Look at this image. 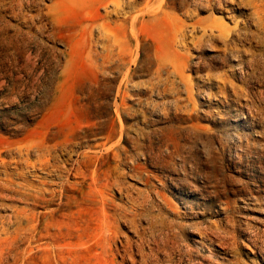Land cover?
Returning <instances> with one entry per match:
<instances>
[{
  "label": "rangeland",
  "instance_id": "374dc122",
  "mask_svg": "<svg viewBox=\"0 0 264 264\" xmlns=\"http://www.w3.org/2000/svg\"><path fill=\"white\" fill-rule=\"evenodd\" d=\"M139 1L138 8L142 4L141 9L145 5V0L144 2L143 0ZM219 1L222 2L217 4ZM105 2V0H0V165H7L8 170L14 172L15 168L20 167L17 165L22 163L23 166L20 167V170H23L27 179L39 188L43 186L42 182L47 179L50 183L58 182L54 176L49 175V170H40L30 166L40 165L36 163L38 159L37 156L35 157V152L25 156L27 161L24 165L19 156V146H25L38 140L49 141L59 132L60 128L61 132L66 131L68 135L67 143L64 149L58 147L55 150V162H58H53V164L65 165L67 163V168H69L76 159V162L83 160L89 170L95 168L93 165H100L101 170L104 168L102 172L107 176L110 175L111 180L113 179L112 181L115 182L111 189L115 188L116 190L111 191L108 188L106 191L110 194L106 193V197L108 199L110 197V203L115 200L120 202L119 204H116L117 201L113 202L117 209L113 208L114 204L112 203L110 208L107 207V209L109 208L107 212L103 211V206L99 203L96 206L94 202H92L94 205L92 203L90 205L71 203L72 206L67 204L64 208L59 209V214H57V205L60 203L58 199L54 202L55 205L34 206L27 201H21L11 191L0 189V218H3L0 220V228L2 222L4 220L6 222L16 210H27L38 215L47 213L46 218H38V221L42 220L43 225L39 234V242H31L29 247L28 243L33 241L32 238L36 234L35 228L30 231L23 243L16 246L11 242L4 241L5 235L0 234V239L3 240L0 242V254L4 258L9 255L8 260L13 262L12 255L17 253L19 260L24 258L28 264H121L122 255L127 248L129 254L127 251L125 252L126 259L135 261L132 257L135 256V262L140 261L142 254L155 253L152 254V260L157 259L161 262L160 264H264V131H262L264 130V0H217L212 9L206 6V3L199 4L197 0H187L183 7H179L174 12V19L164 18L163 15L157 17L160 18L159 20L145 17V23L137 26L136 33L140 39L136 46L133 44L131 47L126 41L128 40L126 36L128 31L125 27L117 29L116 32L119 33L117 40L120 44L122 43L121 47H124L120 49L119 44H116L111 53L103 50V46L109 45L107 41H98L100 39L97 28L99 24L113 22L117 19L113 17L108 20L101 17L105 15L103 9ZM127 11L129 10L127 9ZM191 12L192 14H190ZM177 13L178 15H176ZM161 19L164 21L168 19V21L164 22ZM212 21H216L219 26H225L226 31L221 33L218 29H214L211 32L207 29L205 33L204 26ZM196 22L201 23L199 26H194ZM182 25H186L185 37L178 32ZM246 48H251V50ZM119 49L121 50L120 55H122L120 57L118 56ZM124 49L127 53H124ZM109 59L113 60L112 64H109ZM131 75L133 76L131 77ZM228 80L230 81L228 82ZM231 80L234 82L232 83ZM164 81L167 84L162 83ZM212 82L216 84L214 85ZM170 83H172L171 86ZM202 85L203 87H201ZM223 89L224 91H221ZM245 90L247 91L245 92ZM234 95H237V99ZM216 99L225 100L221 102L222 100L217 101ZM239 99L241 102H238ZM40 103L45 109L43 112L37 113L35 108ZM85 103H91V108L83 109L81 112L71 108ZM258 109L261 111L259 112ZM253 110L256 113H253ZM43 113L47 114V121L37 129ZM78 113L85 117H81ZM162 116H165L164 119ZM253 117L254 119H251ZM103 121H105V126L102 124ZM75 126L77 127L75 128ZM135 126L138 130L134 128ZM220 126L222 130L218 129ZM132 128L135 131H132ZM34 129L38 132L35 133ZM144 129L145 132L142 131ZM39 132L43 133L40 135ZM222 132H225L224 135ZM261 132L263 133L261 134ZM158 133L159 135H157ZM66 134L62 135L60 140L65 139ZM127 134L130 135L129 138ZM32 135L34 136L31 137ZM250 136L253 143H251ZM175 137L177 138L175 139ZM131 140L133 141L131 142ZM254 143L258 148L254 146ZM242 144L247 148H242L244 146ZM114 150L117 151V154ZM237 150L240 151L237 152ZM124 151L127 154H124ZM154 151L155 153H152ZM252 152L256 154L255 157ZM177 154L179 157L176 156ZM239 154L241 157H238ZM88 155L89 157H87ZM135 156L137 159H134ZM139 156H141L140 159ZM98 157L100 159L96 160ZM118 160H120L119 163ZM122 160L123 162H121ZM76 162H73L74 165ZM134 162L136 163L134 164ZM26 165L30 167H26ZM143 165L147 167L145 168ZM139 166L144 168L140 169ZM117 167L118 169H116ZM136 170H138L137 173ZM238 170L241 171V174ZM120 171L122 172L120 173ZM123 173H126V176ZM117 174L121 175L117 178ZM15 179L16 182H23L21 179ZM242 179L243 182L240 181ZM69 180L75 182L79 179L71 177ZM253 181L255 182L253 183ZM105 182L107 181H104L103 185L107 184ZM122 184L124 185L121 186ZM42 188L57 189L53 184L44 185ZM158 189L161 190V193ZM112 192H115L116 195ZM147 197H149L148 200ZM141 201L142 203L144 201L145 204H142ZM168 201H171L172 204ZM145 205L146 208H144ZM151 206L153 210L149 211V208L152 209ZM105 212L106 214H104ZM111 212L115 216L110 215ZM117 212L122 217L116 214ZM149 212L152 216L148 214ZM96 213L97 219H92L95 218ZM154 214H161V216H154ZM131 216H134L135 219L132 220ZM93 221L96 223L94 224ZM99 221H102L103 224ZM109 221L112 222V225ZM24 224V226H28L26 222ZM103 226L104 230H102ZM145 233L146 236H144ZM115 235L119 237L117 238ZM146 237L149 238L146 240ZM101 238H105L107 241L105 249L98 246L102 241ZM151 239L152 242H150ZM163 240H167V243ZM129 244L133 248L129 247ZM172 244L177 246L172 247ZM125 245L126 248H123ZM116 246L119 249H116ZM34 247H37L36 250L41 248L35 255L30 253V248ZM131 251L135 253L132 252V254ZM171 259L172 262H170ZM125 264H130V262L125 261Z\"/></svg>",
  "mask_w": 264,
  "mask_h": 264
},
{
  "label": "bare ground",
  "instance_id": "6f19581e",
  "mask_svg": "<svg viewBox=\"0 0 264 264\" xmlns=\"http://www.w3.org/2000/svg\"><path fill=\"white\" fill-rule=\"evenodd\" d=\"M106 2H105V4H104V6H103V9H104V11H105V15L104 16H101L102 18H104V19H108V20H110L111 18H113V17H115V18H117V19H115L113 22H110V21H108V22H102L101 24H99V26L97 27L98 28V31H99V33H100V39L98 40V41H102V42H108V44L109 45H106V46H103V50H104V52H107V53H111L112 51H113V46H115L116 44H119V47H120V49H122L123 47H121L122 46V43L120 44V42H119V40H117V38L119 37V33H117L116 31H117V29H120V28H123V27H125L126 29H127V31L128 32H126L127 34H126V36H127V38H128V40H126L127 42H128V44H130L131 45V47H132V45L134 44L135 46L138 44V39H140V38H138V35H137V33H136V30H137V26L139 25V24H144L145 23V17H148L149 19H156L157 17H159V16H161V15H163L164 16V18L165 17H169V18H171V19H174V17H175V14H174V12L179 8V7H183V5L186 3V1L187 0H145V5H144V7L143 8H141L140 9V7H141V5H140V7L138 8V5H139V3H138V1L139 0H105ZM215 1H217V0H197V2L199 3V4H205L206 6H208V7H211V9H212V7H213V5H214V2ZM140 3H141V1H139ZM143 2H144V0H143ZM220 2H222V1H219V2H217V4L218 3H220ZM194 5H195V3H194ZM202 6V5H201ZM215 6V5H214ZM218 7V6H217ZM201 8V7H200ZM205 8V7H204ZM203 8V9H204ZM129 10V11H127L126 12V10ZM217 9V8H216ZM220 9V8H219ZM204 10H206V9H204ZM220 10H222V9H220ZM210 11V10H209ZM218 11V10H217ZM193 12V11H192ZM192 12L190 13V14H192ZM221 12H223V11H221ZM179 13V12H178ZM178 13L176 14V15H178ZM198 14V13H197ZM39 16H40V14H39ZM182 16V15H181ZM195 17V16H194ZM187 18V17H186ZM189 18V17H188ZM158 20L160 19V18H157ZM194 19V18H193ZM150 20V21H151ZM161 20H163V19H161ZM164 21V20H163ZM166 21H168V19H166L164 22H166ZM159 22V21H158ZM181 22V21H180ZM200 23L201 22H196L195 24H194V26H199L200 25ZM176 24H177V22H176ZM181 24V23H180ZM223 24V23H222ZM179 25V24H178ZM44 26H45V24H44ZM242 26V25H241ZM41 27V26H40ZM43 27V26H42ZM205 27V33L207 32V29H209L211 32H213V30L214 29H218L221 33H224L225 31H226V27L225 26H219L218 24H217V22L216 21H212V22H210L208 25H206V26H204ZM45 28V27H44ZM248 28V27H247ZM43 30V29H42ZM187 29H186V25H182V26H180V29H179V31L178 32H180V34H181V36H183V37H185V31H186ZM189 30V29H188ZM200 30H201V28H200ZM139 32V31H138ZM198 32V31H197ZM202 32V31H201ZM235 32V31H234ZM261 32V31H260ZM191 33V32H190ZM196 33V32H195ZM256 33V32H255ZM125 34V33H124ZM192 34V33H191ZM243 34V33H242ZM250 34V33H249ZM264 34V33H263ZM125 36V35H124ZM190 36V35H189ZM250 36H251V34H250ZM192 37V36H191ZM190 37V38H191ZM196 37V36H195ZM214 37V36H213ZM217 37V36H216ZM221 37V36H220ZM232 37V36H231ZM237 37V36H236ZM212 39V38H211ZM241 39V38H240ZM259 39V38H258ZM214 40V39H213ZM212 40V41H213ZM236 40V39H235ZM244 40V39H243ZM250 40V39H249ZM155 41H157V40H155ZM218 41V40H217ZM240 41V40H239ZM190 42V41H189ZM227 42H228V40H227ZM230 42V41H229ZM249 42V41H248ZM253 42H254V40H253ZM252 42V43H253ZM215 43V42H214ZM247 43V42H246ZM157 44V43H156ZM193 44V43H192ZM222 44V43H221ZM254 44V43H253ZM158 45V44H157ZM198 45H201V44H198ZM197 45V46H198ZM223 45V44H222ZM233 45V44H232ZM202 46V45H201ZM221 46V45H220ZM234 46V45H233ZM240 46V45H239ZM239 46H237V47H239ZM117 47V46H116ZM130 47V48H131ZM158 47V46H157ZM236 47V48H237ZM251 47V46H250ZM115 48V47H114ZM193 48H194V45H193ZM201 48V47H200ZM218 48H219V46H218ZM221 48H222V46H221ZM235 48V49H236ZM241 48V47H240ZM240 48H239V50H240ZM119 49V53H118V56L120 57V56H122V55H120V52H121V50ZM220 49V48H219ZM223 49H225V48H223ZM247 49V48H246ZM249 49V48H248ZM247 49V50H248ZM159 50H160V48H159ZM226 50H227V47H226ZM249 50H251V48L249 49ZM220 51V50H219ZM225 51V50H224ZM243 51V50H242ZM217 52V51H216ZM232 52V51H231ZM246 52V51H245ZM115 53V52H114ZM124 53H127V52H125V49H124ZM160 53V52H159ZM229 53V52H228ZM238 53V52H237ZM239 53H240V51H239ZM117 54V53H116ZM115 54V55H116ZM122 54V53H121ZM131 54V53H130ZM223 54V53H222ZM127 55V54H126ZM235 55V54H234ZM241 55V54H240ZM246 55H248V54H246ZM245 55V56H246ZM114 56V55H113ZM135 56V55H134ZM222 56V55H221ZM237 56V55H236ZM111 57H112V55H111ZM126 57V56H125ZM131 57V56H130ZM157 57H159V56H157ZM226 57H228V56H226ZM241 57V56H240ZM239 57V59H242V58H240ZM142 58V57H141ZM183 58H184V56H183ZM203 58V57H202ZM222 58V57H221ZM118 59V58H117ZM129 59H132V58H129ZM129 59H127V60H129ZM186 59V58H185ZM224 59H225V57H224ZM119 60V59H118ZM199 60H201V59H199ZM205 60V59H204ZM227 60H228V58H227ZM234 60H235V58H234ZM249 60V59H248ZM131 61V60H130ZM161 61V60H160ZM243 61V60H242ZM112 62H113V60L112 59H109V64H112ZM134 62H135V60H134ZM240 62H241V60H240ZM141 63V62H140ZM191 63V62H190ZM225 63V62H224ZM227 63H228V61H227ZM242 63V62H241ZM137 64V63H136ZM147 64V63H146ZM145 64V65H146ZM118 64L116 63V66H117ZM120 65V64H119ZM203 65V64H202ZM113 66V65H112ZM111 66V68H113ZM116 66H115V68H116ZM130 66V65H129ZM204 66V65H203ZM209 66H210V62H209ZM212 66V65H211ZM109 67V66H108ZM122 67V66H121ZM126 67V66H125ZM127 67H128V65H127ZM241 67V66H240ZM248 67V66H247ZM110 68V67H109ZM120 68V67H119ZM134 68V67H133ZM194 68H195V66H194ZM199 68V67H198ZM197 68V69H198ZM211 68V67H210ZM230 68V67H229ZM189 69V68H188ZM204 69H205V67H204ZM237 69V68H236ZM254 69V68H253ZM230 70V69H229ZM243 70V69H242ZM115 71V70H114ZM200 71V70H199ZM214 71V70H213ZM234 71V70H233ZM256 71V70H255ZM117 72H119V71H117ZM194 72V71H193ZM228 72V71H227ZM232 72V71H231ZM254 72V71H253ZM112 73V72H111ZM122 73H123V71H122ZM196 73H197V71H196ZM242 73V72H241ZM114 74V73H113ZM117 74V73H116ZM124 74V73H123ZM199 74V73H198ZM210 74V73H209ZM208 74V75H209ZM228 73H226V75H227ZM122 75V74H121ZM125 75V74H124ZM129 75V74H128ZM127 75V76H128ZM134 75V74H133ZM133 75H131V77L133 76ZM215 75V74H214ZM223 75V74H222ZM225 75V76H226ZM249 75V74H248ZM251 75V74H250ZM111 76V75H110ZM174 76V75H173ZM198 76H200V75H198ZM228 76V75H227ZM221 77H223V76H221ZM235 77V76H234ZM242 77V76H241ZM246 77V76H245ZM114 78H115V76H114ZM208 78H212V77H208ZM131 79V78H130ZM164 79V78H163ZM197 79H199V78H197ZM202 79H204V78H202ZM217 79V78H216ZM220 79V78H219ZM226 79H228V78H226ZM232 79V78H231ZM242 79V78H241ZM110 80H111V78H110ZM176 80H177V77H176ZM206 80V79H205ZM213 80V79H212ZM235 80V79H234ZM245 80V79H244ZM247 80H248V78H247ZM160 81V80H159ZM171 81V80H170ZM202 81V80H201ZM204 81V80H203ZM219 81V80H218ZM221 81V80H220ZM230 80H228V82H229ZM232 81V83L234 82L233 80H231ZM240 81H242V80H240ZM255 81V80H254ZM108 82V81H107ZM215 82H216V80H215ZM222 82V81H221ZM221 82H219L220 84H221ZM223 82H225L224 80H223ZM156 83V82H155ZM162 83H166L165 81L164 82H162ZM213 83V82H212ZM226 83V82H225ZM167 84V83H166ZM171 84L172 83H170V86H171ZM177 84V83H176ZM214 85L216 84V83H213ZM217 84H218V82H217ZM219 84V85H220ZM100 85H102V84H100ZM108 85V84H107ZM169 85V84H168ZM182 85V84H181ZM210 85V84H209ZM234 85V84H233ZM239 85H240V83H239ZM251 85V84H250ZM129 86V85H128ZM177 86V85H176ZM218 86V85H217ZM227 86V85H226ZM236 86V85H235ZM158 87V86H157ZM174 87V86H173ZM198 87V86H197ZM201 87H203V85L201 86ZM208 87V86H207ZM210 87V86H209ZM222 87V86H221ZM221 87H220V89H221ZM224 87V86H223ZM229 87H231V86H229ZM240 87V86H239ZM245 87V86H244ZM250 87V86H249ZM169 88V87H168ZM178 88H179V86H178ZM226 88V87H225ZM238 88V87H237ZM236 88V89H237ZM107 89H109V88H107ZM166 89V88H165ZM170 89H171V87H170ZM169 89V90H170ZM198 89V88H197ZM201 89V88H200ZM207 89V88H206ZM219 89V90H220ZM239 89V88H238ZM263 89V88H262ZM44 90V89H43ZM157 90V89H156ZM167 90V89H166ZM184 90V89H183ZM227 90V89H226ZM248 90V89H247ZM247 90H245V92L247 91ZM45 91V90H44ZM121 91V90H120ZM177 91V90H176ZM221 91H224V89L223 90H221ZM229 91V90H228ZM227 91V92H228ZM238 91V90H237ZM242 91H243V88H242ZM252 91V90H251ZM129 92V91H128ZM174 92V91H173ZM172 92V93H173ZM218 92V91H217ZM230 92V91H229ZM84 93V92H83ZM108 93H109V91H108ZM117 93V92H116ZM126 93H127V90H126ZM169 93V92H168ZM174 93H176V92H174ZM182 93V92H181ZM185 93V92H184ZM198 93H199V90H198ZM197 93V94H198ZM204 93V92H203ZM216 93V92H215ZM238 93V92H237ZM261 93H262V91H261ZM50 94V93H49ZM56 94V93H55ZM160 94H161V91H160ZM169 94H171V93H169ZM226 94V93H225ZM236 94V93H235ZM238 94H240V93H238ZM242 94V93H241ZM243 94H247V93H243ZM44 95H46L45 93H44ZM168 95V94H167ZM212 95V94H211ZM218 95H220L219 94V92H218ZM221 95H222V93H221ZM228 95V94H227ZM51 96V95H50ZM127 96V95H126ZM160 96H162V95H160ZM169 96V95H168ZM213 96V95H212ZM211 96V97H212ZM217 96V95H216ZM224 96H226V95H224ZM235 96V95H234ZM237 96V95H236ZM236 96H235V98H236ZM240 96V95H239ZM242 96H244V95H242ZM245 96H248V95H245ZM45 97V96H44ZM52 97V96H51ZM84 97V96H83ZM98 97V96H97ZM119 97V96H118ZM176 97V96H175ZM207 97V96H206ZM218 97V96H217ZM226 97H228V96H226ZM47 98V97H46ZM87 98V97H86ZM85 98V100H87ZM216 98V97H215ZM225 98V97H224ZM251 98V97H250ZM254 98V97H253ZM56 99V98H55ZM54 99V100H55ZM128 99V98H127ZM220 99V98H219ZM217 100V101H221V100ZM227 99H229V98H227ZM237 99V98H236ZM247 99V98H246ZM124 100V99H123ZM171 100H173V99H171ZM225 100V99H224ZM224 100H222L221 102H224ZM230 100H232V99H230ZM124 101H126V100H124ZM167 101H169V100H167ZM166 101V102H167ZM175 101V100H174ZM177 101V100H176ZM211 101V100H210ZM228 101V100H227ZM226 101V102H227ZM237 101V100H236ZM240 101V99L238 100V102ZM253 101H255V100H253ZM257 102H258V100H256ZM261 100H259V102H260ZM104 102V101H103ZM172 102V101H171ZM209 102V101H208ZM212 102V101H211ZM241 102V101H240ZM248 102V101H247ZM246 102V103H247ZM123 103V102H122ZM163 103V102H162ZM174 103V102H173ZM178 103V102H177ZM181 103V102H180ZM215 103V102H214ZM261 103H262V101H261ZM264 103V102H263ZM91 104V103H90ZM90 104L89 103H85V104H80L78 107H76L75 108V106L73 107H71V108H74L76 111L78 110V112L80 111L81 112V110H86V109H89V108H91L90 107ZM167 104V103H166ZM172 104V103H171ZM222 104V103H221ZM231 104V103H230ZM252 104H253V102H252ZM105 105V104H104ZM127 105H129V104H127ZM169 105V104H168ZM190 105V104H189ZM209 105H211V104H209ZM240 105V104H239ZM53 106H54V104H53ZM107 106V105H106ZM119 106H120V104H119ZM159 106V105H158ZM173 106V105H172ZM220 106V105H219ZM228 106V105H227ZM232 106V105H231ZM242 106V105H241ZM257 106V105H256ZM95 108H96V106H94ZM130 107V106H129ZM131 107H132V105H131ZM130 107V108H131ZM187 107H189V106H187ZM211 107V106H210ZM244 107V106H243ZM250 107V106H249ZM253 108L255 107V106H252ZM258 107L260 108V106L258 105ZM258 107H256V108H258ZM126 108H128V107H126ZM156 108H157V106H156ZM160 108V107H159ZM169 108V107H168ZM219 108V107H218ZM45 108H43V105H42V103H40V105H38L37 104V106H36V108H35V110H36V112L37 113H41V112H43V110H44ZM131 109H133V108H131ZM246 109H247V107H246ZM252 109V108H251ZM34 110V109H33ZM34 110V111H35ZM96 110V109H95ZM174 110H175V106H174ZM181 110V109H180ZM203 110V109H202ZM202 110H200V111H202ZM215 110V109H214ZM135 112H136V110H134ZM155 111V110H154ZM224 111V110H223ZM258 111L260 112L261 110H259L258 109ZM257 111V112H258ZM92 112H93V109H92ZM97 112V111H96ZM105 112V111H104ZM140 112V111H139ZM153 112V111H152ZM170 112V111H169ZM203 112V111H202ZM201 112V113H202ZM205 112V111H204ZM212 112V111H211ZM263 112V111H262ZM130 113V112H129ZM131 113H132V111H131ZM141 113H142V111H141ZM230 113V112H229ZM253 113H256V112H254V110H253ZM78 114H80V113H78ZM170 114V113H169ZM174 114V113H173ZM218 114V113H217ZM244 114V113H243ZM258 114V113H257ZM256 114V115H257ZM264 114V113H263ZM81 115V117H85V116H83L82 114H80ZM126 115V114H125ZM164 115H165V113H164ZM183 115V114H182ZM205 115V114H204ZM246 115V114H245ZM252 115V114H251ZM255 115V114H254ZM255 115V116H256ZM261 115V114H260ZM122 116V115H121ZM129 116V115H128ZM131 116V115H130ZM168 116V115H167ZM206 116V115H205ZM253 116V115H252ZM251 116V117H252ZM98 117V116H97ZM99 117H100V114H99ZM118 117V116H117ZM163 117V116H162ZM165 117V116H164ZM164 117H163V119H164ZM208 117H209V115H208ZM212 117V116H211ZM220 117V116H219ZM46 118H47V114L46 113H43V115H42V119L39 121V124H38V126H37V129H39L44 123H46ZM94 118V117H93ZM104 118V117H103ZM106 118H107V116H106ZM113 118H114V116H113ZM127 118V117H126ZM130 118V117H129ZM167 118V117H166ZM175 118H176V116H175ZM204 118V117H203ZM210 118V117H209ZM244 118V117H243ZM258 118H260L259 116H258ZM105 119V118H104ZM141 119H143V118H141ZM212 119V118H211ZM210 119V120H211ZM216 119H217V117H216ZM223 119V118H222ZM227 119V118H226ZM251 119H254V117L253 118H251ZM264 119V118H263ZM79 120H81V119H79ZM128 120V119H127ZM212 120H214V119H212ZM255 120H257V119H255ZM255 120H252L253 122H255ZM259 120V119H258ZM89 121V120H88ZM95 121V120H94ZM102 121V120H101ZM172 121V120H171ZM202 121H203V119H202ZM146 122V121H145ZM167 122V121H166ZM174 122V121H173ZM207 122V121H206ZM250 122H251V120H250ZM257 122V121H256ZM262 122V121H261ZM78 123V122H77ZM87 123V122H86ZM89 123H91V122H89ZM93 123V122H92ZM104 123H105V121H103V125H104ZM258 123H260V122H258ZM53 124V123H52ZM85 124V123H84ZM101 124V123H100ZM139 124V123H138ZM157 124V123H156ZM155 124V125H156ZM262 124V123H261ZM65 125V124H64ZM150 125V124H149ZM173 125V124H172ZM174 125H176V124H174ZM215 125V124H214ZM247 125H249V124H247ZM82 126V125H81ZM105 126V125H104ZM110 126V125H109ZM127 126H129V125H127ZM157 126V125H156ZM167 126V125H166ZM256 126V125H255ZM262 126V125H261ZM77 126H75V128H76ZM103 127V126H102ZM126 127V126H125ZM147 127V126H146ZM149 127V126H148ZM165 127V126H164ZM163 127V128H164ZM173 127H177V126H173ZM224 127V126H223ZM252 127V126H251ZM79 128H81V127H79ZM104 128V127H103ZM102 128V129H103ZM110 128H111V126H110ZM134 128H136V126L134 127ZM141 128V127H140ZM144 127L142 126V129H143ZM168 128H169V126H168ZM221 128V126L218 128V129H220ZM229 128V127H228ZM64 129V128H63ZM102 129H100V130H102ZM109 129V128H108ZM137 129V128H136ZM150 129V128H149ZM180 129H181V127H180ZM187 129V128H186ZM230 129V128H229ZM229 129H227V130H229ZM17 130V129H16ZM21 130V129H20ZM120 130V129H119ZM127 130H129V129H127ZM135 131V129H133L132 128V131ZM138 130V129H137ZM151 130V129H150ZM155 130V129H154ZM157 130H158V128H157ZM221 130H222V128H221ZM231 130V129H230ZM17 131H19V130H17ZM16 131V132H17ZM33 131H35V129L33 130ZM40 131V130H39ZM59 132L58 133H56L55 135H54V137L53 138H51V139H49V141H34L33 143H28L27 145H25V146H19V156H20V158H22V160H23V162H24V165H25V162L27 161V159L25 158V156H29V154L30 153H33V152H35L36 153V155H35V157L37 156V161L38 162H36V163H38V164H40V165H30L31 167H34V168H36V169H40V170H49V175L51 174L52 176H54L55 178H56V180H58V182H52V183H50L49 181H47V180H45V181H43L42 182V185L44 186H47V185H51V184H53L54 186H56L57 187V189H55L54 188V190H49L48 188H42L41 186V188H39V187H36V186H34L33 185V183H31L28 179H27V176H25V172L23 171V170H20L21 168V166H23L22 165V163L20 164V165H17V166H20V167H18V168H15V171L14 172H12V171H9L8 170V166L7 165H0V189L1 190H4V191H11L18 199H20L21 201H27L28 203H31L32 205H34V206H37V205H40V204H44L45 206H50V205H53L54 204V202L58 199V200H60V203L57 205L58 206V208L56 209V211H57V214H59L58 213V210L59 209H61V208H64V206H66L67 204H70L71 206H72V204L71 203H74V204H77V205H84V204H88V205H90V203H92V202H94L95 203V206L99 203V205H102L103 206V211L104 210H106V212H107V210L110 208V206L111 205H113L114 203H115V201H117V200H115V201H113L114 200V198H113V202H111L110 203V197H109V199L106 197V193H109L110 194V192H107L106 190L108 189V188H112L114 185V181H112L111 180V176L109 177V176H107V174L106 173H103L102 171H103V169L101 170V167H100V165H93V167L95 166V168L94 169H88V165H86V163L84 164V161L82 160H78L77 162L74 160L73 162L75 163L76 162V164L74 165V163L72 162V164L73 165H71V167H69V168H67V165L65 164V165H55V164H53V162L54 163H57V162H55V154H54V152H55V150L56 149H58V147H63V149L65 148V145H66V143H67V134H66V131L65 132H61L62 130L59 128V130H58ZM75 131V130H74ZM89 131V130H88ZM111 131V130H110ZM141 131V130H140ZM143 132H145V129L144 130H142ZM147 131V130H146ZM156 131V130H155ZM160 131V130H159ZM168 131V130H167ZM186 131V130H185ZM188 131H190V130H188ZM219 131V130H218ZM226 131V130H225ZM262 131H264V130H262ZM38 131H35V133H37ZM83 132V131H82ZM89 132H91V131H89ZM99 132V131H98ZM126 132V131H125ZM136 132H138V131H136ZM158 132V131H157ZM156 132V133H157ZM166 132V131H165ZM181 133H182V131H180ZM183 132H184V130H183ZM229 132H231V131H229ZM228 132V133H229ZM238 132H240V131H238ZM248 132V131H247ZM258 132V131H257ZM43 133V132H42ZM41 133V134H42ZM130 133V132H129ZM128 133V134H129ZM149 133V132H148ZM154 133V132H153ZM180 133V134H181ZM193 133V132H192ZM203 133V132H202ZM216 133V132H215ZM219 133V132H218ZM223 133V132H222ZM225 133V132H224ZM224 133H223V135H224ZM250 133V132H249ZM258 133H260V132H258ZM263 132H261V134H262ZM12 134V133H11ZM39 134H40V132H39ZM38 134V137L41 135H39ZM65 134H66V137H65V139H63V140H60V138L62 137V135H64L65 136ZM70 134V133H69ZM100 134V133H99ZM127 134V136H128V138H129V136L130 135H128ZM134 134V133H133ZM150 134V133H149ZM162 134V133H161ZM207 134V133H206ZM234 134V133H233ZM253 134V133H252ZM257 134V133H256ZM264 134V133H263ZM35 135V134H34ZM34 135H32L31 137H33ZM139 135V134H138ZM154 135V134H153ZM157 135H159V133L157 134ZM197 135V134H196ZM210 135H212V134H210ZM228 135V134H227ZM236 135H237V133H236ZM240 135V134H239ZM242 135V134H241ZM250 135V134H249ZM122 136V135H121ZM125 136V135H124ZM131 136H133L132 134H131ZM136 136V135H135ZM142 136V135H141ZM140 136V137H141ZM146 136H148V135H146ZM150 136V135H149ZM180 136V135H179ZM182 136V135H181ZM248 136V135H247ZM256 136H258V135H256ZM36 137H37V135H36ZM72 137V136H71ZM134 137V136H133ZM158 137V136H157ZM160 137V136H159ZM200 137V136H199ZM224 137V136H223ZM232 137V136H231ZM230 137V138H231ZM251 137V136H250ZM254 137V136H253ZM263 137V136H262ZM106 138H107V136H106ZM125 138V137H124ZM130 138H132V137H130ZM148 138V137H147ZM151 138V137H150ZM161 138H163V137H161ZM177 137H175V139H176ZM179 138V137H178ZM190 138V137H189ZM157 139V138H156ZM169 139H170V137H169ZM174 139V138H173ZM184 139V138H183ZM186 139V138H185ZM219 139V138H218ZM251 139H252V137H251ZM86 140V139H85ZM118 140V139H117ZM143 140V139H142ZM197 140V139H196ZM215 140H216V138H215ZM220 140V139H219ZM222 140H223V138H222ZM244 140V139H243ZM115 141V140H114ZM127 141H128V139H127ZM133 140H131V142H132ZM154 141V140H153ZM156 141V140H155ZM161 141V140H160ZM179 141V140H178ZM177 141V142H178ZM189 141V140H188ZM232 141V140H231ZM239 141V140H238ZM248 141V140H247ZM246 141V142H247ZM261 141V140H260ZM259 141V142H260ZM82 142V141H81ZM80 142V143H81ZM141 142V141H140ZM162 142V141H161ZM217 142H219L218 140H217ZM224 142V141H223ZM230 142V141H229ZM236 142V141H235ZM254 141H253V139H252V141H251V143H253ZM16 143V142H15ZM79 143V144H80ZM83 143V142H82ZM106 143V142H105ZM142 143V142H141ZM146 143V142H145ZM144 143V144H145ZM149 143V142H148ZM150 143H151V141H150ZM156 143V142H155ZM154 143V144H155ZM173 143H176V142H173ZM220 143V142H219ZM225 143V142H224ZM250 143V142H249ZM256 143V142H255ZM255 143H254V146L255 147H257L256 145H255ZM11 145H13L12 143H10ZM120 144V143H119ZM234 144V143H233ZM239 144V143H238ZM245 144V143H244ZM244 144H242V145H244ZM81 145V144H80ZM129 145H131V144H129ZM164 145H166V144H164ZM171 145V144H170ZM220 145V144H219ZM246 145V144H245ZM245 145L244 146H242V148L244 147V149L245 148H247V147H245ZM250 145V144H249ZM253 145V144H252ZM71 146V145H70ZM104 146V145H103ZM136 146V145H135ZM145 146V145H144ZM177 146V145H176ZM246 146H248V145H246ZM264 146V145H263ZM225 147V146H224ZM235 147V146H234ZM238 147V146H237ZM236 147V148H237ZM69 148V147H68ZM115 148H117V147H115ZM167 148V147H166ZM179 148V147H178ZM222 148V147H221ZM233 148V147H232ZM249 148H251V147H249ZM248 148V149H249ZM258 148V147H257ZM70 149V148H69ZM129 149H131V148H129ZM157 149V148H156ZM161 149V148H160ZM159 149V150H160ZM169 149V151H170V148H168ZM225 149V148H224ZM166 150V149H165ZM258 150H260V149H258ZM60 151V150H59ZM58 151V152H59ZM62 151V150H61ZM67 152H69L68 150H66ZM73 151V150H72ZM115 151V150H114ZM144 151V150H143ZM147 151V150H146ZM149 151H151V150H149ZM163 151V150H162ZM224 151V150H223ZM238 151H240V150H237V152ZM245 151V150H244ZM252 151H253V149H252ZM97 152V151H96ZM113 152V151H112ZM111 152V153H112ZM117 151H115V153H116ZM129 152H130V150H129ZM128 152V153H129ZM134 152V151H133ZM136 152V151H135ZM148 152V151H147ZM147 152H145V153H147ZM180 152V151H179ZM234 152V151H233ZM249 152H250V150H249ZM248 152V153H249ZM66 153V152H65ZM70 153V152H69ZM87 153V152H86ZM85 153V154H86ZM139 153H140V151H139ZM144 153V152H143ZM151 153V152H150ZM152 153H155V151L154 152H152ZM163 154H164V152H162ZM171 153V152H170ZM240 153V152H239ZM247 153V154H248ZM252 153H254V152H252ZM259 153V152H258ZM58 154V153H57ZM84 154V153H83ZM107 154V153H106ZM117 154V153H116ZM124 154H127L125 151H124ZM131 154V153H130ZM158 154V153H157ZM173 154V153H172ZM234 154H236V153H234ZM243 154V153H242ZM246 154V153H245ZM31 155V154H30ZM34 155V154H33ZM32 155V156H33ZM87 155V154H86ZM119 155V154H118ZM149 155V154H148ZM151 155V154H150ZM161 155V154H160ZM180 155V154H179ZM184 155V154H183ZM240 155V154H239ZM253 155V154H252ZM255 153H254V157H255ZM263 155V154H262ZM57 156V155H56ZM91 156V155H90ZM97 156V155H96ZM102 157H103V155H101ZM128 156V155H127ZM138 156V155H137ZM145 156V155H144ZM143 156V157H144ZM176 156H178V154L176 155ZM186 156V155H185ZM184 156V157H185ZM238 156V155H237ZM244 156V155H243ZM246 156H249V155H246ZM259 156V155H258ZM18 157V156H17ZM87 157H89V155L87 156ZM114 157V156H113ZM116 157V156H115ZM123 157H124V155H123ZM131 157V156H130ZM140 157L141 156H139V159H140ZM142 157V158H143ZM154 157V156H153ZM170 157V156H169ZM179 157V156H178ZM225 157V156H224ZM238 157H241V155L240 156H238ZM257 157V156H256ZM81 158H83L82 156H81ZM80 158V159H81ZM86 158V157H85ZM84 158V159H85ZM118 158V157H117ZM125 158V157H124ZM128 158V157H127ZM137 159V157L135 156L134 157V159ZM147 158H149V157H147ZM146 158V159H147ZM161 158V157H160ZM171 158V157H170ZM233 158H235V157H233ZM251 158V157H250ZM249 158V159H250ZM259 158V157H258ZM97 159H100L99 157L98 158H96V160ZM169 159V158H168ZM57 160V159H56ZM116 160V159H115ZM125 160V159H124ZM127 160H129V159H127ZM133 160V159H132ZM158 160V159H157ZM184 160V159H183ZM185 160H187V158H185ZM229 160V159H228ZM237 160H238V158H237ZM253 160H255V159H253ZM261 160V159H260ZM88 161V160H87ZM92 161V160H91ZM119 161L120 160H118V163H119ZM131 161V160H130ZM136 161V160H135ZM153 161V160H152ZM151 161V162H152ZM161 161V160H160ZM165 161V160H164ZM246 161V160H245ZM248 161V160H247ZM259 161V160H258ZM71 162V160L69 161V163ZM96 162V161H95ZM94 162V163H95ZM121 162H123V160L121 161ZM144 162V161H143ZM148 162V161H147ZM146 162V163H147ZM150 162V163H151ZM173 162V161H172ZM187 162V161H186ZM232 162V161H231ZM241 162V161H240ZM99 163V162H98ZM117 163V164H118ZM132 163V162H131ZM136 162H134V164H135ZM138 163H140V161H138ZM153 163V162H152ZM168 163V162H167ZM170 163V162H169ZM235 163V162H234ZM233 163V164H234ZM252 163V162H251ZM257 163V162H256ZM63 164V163H62ZM84 164V165H83ZM100 164V163H99ZM128 164V163H127ZM126 164V165H127ZM148 164V163H147ZM239 164V163H238ZM244 164V163H243ZM242 164V165H243ZM258 164V163H257ZM121 165H122V163H121ZM154 165V164H153ZM247 165V164H246ZM263 165V164H262ZM29 165H26V167H30ZM102 166V165H101ZM104 166V165H103ZM106 166V165H105ZM144 166V165H143ZM150 166V165H149ZM160 166V165H159ZM172 166V165H171ZM185 166V165H184ZM189 166V165H188ZM225 166V165H224ZM232 166V165H231ZM257 166V165H256ZM258 166H260V165H258ZM38 167V168H37ZM120 167V166H119ZM127 167V166H126ZM129 167V166H128ZM145 167V166H144ZM143 167V168H144ZM147 167V166H146ZM145 167V168H146ZM165 167V166H164ZM186 167V166H185ZM250 167V166H249ZM86 168V169H85ZM139 168H140V166H139ZM143 168H140V169H143ZM225 168V167H224ZM231 168V167H230ZM248 168V167H247ZM261 168V167H260ZM106 169V168H105ZM116 169H118V167L116 168ZM120 169H121V167H120ZM132 169H133V167H132ZM150 169V168H149ZM169 169V168H168ZM242 169V168H241ZM245 169V168H244ZM243 169V170H244ZM147 170V169H146ZM208 170V169H207ZM237 170V169H236ZM253 170H254V168H253ZM258 170V169H257ZM119 171V170H118ZM125 171V170H124ZM127 171V170H126ZM130 171V170H129ZM134 171V170H133ZM133 171H131V172H133ZM137 171L138 170H136V173H137ZM144 171V170H143ZM149 171V170H148ZM159 171V170H158ZM210 171V170H209ZM238 171H240V170H238ZM245 171V170H244ZM264 171V170H263ZM27 172V171H26ZM116 172V171H115ZM122 171H120V173H121ZM135 172V171H134ZM151 172V171H150ZM154 172H156V171H154ZM248 172V171H247ZM250 172V171H249ZM248 172V173H249ZM260 172V171H259ZM111 173V172H110ZM142 173V172H141ZM147 173V172H146ZM170 173V172H169ZM223 173V172H222ZM227 172L225 171V174H226ZM251 173V172H250ZM261 173V172H260ZM119 174V173H118ZM118 174H117V178L121 175H119L118 176ZM124 174V173H123ZM122 174V175H123ZM126 174V173H125ZM124 174V175H125ZM138 174H139V172H138ZM138 174H136V175H138ZM142 174H144V173H142ZM151 174V173H150ZM153 174H155V173H153ZM152 174V175H153ZM159 174V173H158ZM157 174V175H158ZM240 174H241V171H240ZM50 175V176H51ZM113 175V174H112ZM134 175V174H133ZM141 175V174H140ZM148 175V174H147ZM151 175V176H152ZM156 175V174H155ZM164 175V174H163ZM252 175V174H251ZM126 176V175H125ZM135 176V175H134ZM141 176H144V175H141ZM165 176V175H164ZM243 176V175H242ZM71 177H73V178H77V179H79L78 181H75V182H71L70 180H69V178H71ZM113 177V176H112ZM114 177H115V179H116V176H115V174H114ZM139 177V176H138ZM154 178H155V176H153ZM158 177H161V176H158ZM209 177V176H208ZM231 177H235V176H231ZM15 178H18V179H21L23 182H16L15 180ZM122 178V177H121ZM120 178V179H121ZM145 178H147V177H145ZM154 178H153V180H154ZM157 178V177H156ZM166 178V177H165ZM172 178V177H171ZM207 178V177H206ZM225 178H227V177H225ZM236 178V177H235ZM239 179H240V177H238ZM237 178V179H238ZM114 179V180H115ZM151 179V178H150ZM160 179V178H159ZM259 179V178H258ZM112 181V183H111V181ZM118 180V179H117ZM146 180V179H145ZM220 180V179H219ZM236 180V179H235ZM234 180V181H235ZM253 180V179H252ZM256 180V179H255ZM104 181H107V182H105V183H107V184H105V185H103L104 183ZM111 183H109V182ZM147 181V180H146ZM221 181V180H220ZM225 181V180H224ZM237 181V180H236ZM241 182H243V179L242 180H240ZM239 181V182H240ZM250 181V180H249ZM114 182V183H113ZM117 182V181H116ZM118 182H120L119 180H118ZM157 182V181H156ZM163 182V181H162ZM174 182V181H173ZM223 182V181H222ZM255 181H253V183H254ZM151 184H152V182H150ZM232 183V182H231ZM250 183V182H249ZM259 183V182H258ZM87 184V186L85 187V185ZM145 184H146V182H145ZM166 184V183H165ZM222 184V183H221ZM220 184V185H221ZM235 184V183H234ZM257 184V183H256ZM255 184V185H256ZM124 184H122L121 186H123ZM195 185H196V183H195ZM219 185V186H220ZM116 186V185H115ZM118 186V185H117ZM116 186V187H117ZM126 186V185H125ZM151 186V185H150ZM154 186V185H153ZM182 186V185H181ZM197 186V185H196ZM195 186V187H196ZM228 186V185H227ZM244 186H245V184H244ZM162 187V186H161ZM169 187V186H168ZM167 187V188H168ZM179 187V186H178ZM194 187V188H195ZM258 187V186H257ZM151 188H152V186H151ZM155 188V187H154ZM163 188V187H162ZM219 188V187H218ZM221 188V187H220ZM229 188V187H228ZM109 189V190H110ZM113 189H115V188H113ZM113 189H111V191L113 190ZM124 189V188H123ZM123 189H122V191H123ZM225 189V188H224ZM116 190V189H115ZM121 190V189H120ZM156 190H157V188H156ZM159 190V189H158ZM165 190V189H164ZM171 190V189H170ZM195 190H197L196 188H195ZM114 191V190H113ZM146 191V190H145ZM145 191H144V193H145ZM154 191V190H153ZM161 190H159V192H160ZM117 192V191H116ZM149 193H151L150 191H148ZM147 192V193H148ZM157 192V191H156ZM165 192V191H164ZM113 193V192H112ZM115 193V192H114ZM113 193V194H114ZM123 193V192H122ZM125 193V192H124ZM143 193V192H142ZM154 193V192H153ZM161 193V192H160ZM112 194V195H113ZM128 194H129V190H128ZM128 194H126V195H128ZM157 194H158V192H157ZM114 195H116V194H114ZM113 195V196H114ZM130 195V194H129ZM134 195V194H133ZM140 195V194H139ZM143 195V194H142ZM153 195V194H152ZM151 195V196H152ZM164 195H166V194H164ZM121 196V195H120ZM124 196V195H123ZM132 196V195H131ZM130 196V197H131ZM145 196H146V194H145ZM158 196V195H157ZM161 196V195H160ZM159 196V197H160ZM163 196V195H162ZM112 197V196H111ZM129 197V198H130ZM124 198V197H123ZM126 198V197H125ZM145 198V197H144ZM148 198L149 197H147V200H148ZM16 199V198H15ZM146 199V198H145ZM144 199V200H145ZM150 199H151V197H150ZM154 199H156V198H154ZM158 199H160V198H158ZM132 200H134V199H132ZM136 200V199H135ZM161 200H162V198H161ZM130 201H131V199H130ZM150 201V200H149ZM158 201H160V200H158ZM164 201H165V199H164ZM172 201V200H171ZM171 201H168V202H170L171 203ZM118 202V201H117ZM146 202V201H145ZM227 202V201H226ZM113 203V204H112ZM120 202H118V203H116V204H119ZM135 203V202H134ZM138 203V202H137ZM141 203H142V201H141ZM158 203V202H157ZM156 203V204H157ZM165 204H166V202H164ZM2 204V203H1ZM116 204H114V207L113 208H116L115 207V205ZM121 204H123V203H121ZM130 204H133V203H130ZM136 204V203H135ZM142 204H145L144 203V201H143V203ZM147 204H149V203H147ZM172 204V203H171ZM4 205V204H3ZM55 205V204H54ZM92 205H94L93 203H92ZM128 205V204H127ZM134 205V204H133ZM137 205V204H136ZM157 205H159V204H157ZM173 205H175L174 203H173ZM1 206V205H0ZM69 206V205H68ZM95 206H94V208H95ZM118 206V205H117ZM123 206H124V204H123ZM129 206V205H128ZM127 206V207H128ZM135 206V205H134ZM141 206V205H140ZM162 206V205H161ZM164 207H165V205H163ZM166 206H167V208H168V205L166 204ZM98 207V206H97ZM107 207H109L108 209H107ZM137 207V206H136ZM135 207V208H136ZM150 207V206H149ZM66 208V207H65ZM84 208V207H83ZM89 208V207H88ZM93 208V207H92ZM112 208V207H111ZM112 208V209H113ZM120 208V207H119ZM126 208V207H125ZM129 208V207H128ZM131 208H133V207H131ZM130 208V209H131ZM142 208H143V206H142ZM144 208H146V205H145V207ZM151 208H152V206H151ZM160 208V207H159ZM166 208V209H167ZM100 209V208H99ZM117 209V208H116ZM139 209V208H138ZM155 209V208H154ZM170 209H171V207H170ZM115 210V209H114ZM119 210V209H118ZM117 210V211H118ZM129 210V209H128ZM133 210H134V208H133ZM145 210V209H144ZM143 210V211H144ZM149 211L150 210H153V208L152 209H148ZM162 210V209H161ZM173 210V209H172ZM171 210V211H172ZM99 211H101V210H99ZM109 211H111V210H109ZM108 211V212H109ZM121 211V210H120ZM119 211V212H120ZM136 211H137V209H136ZM174 211V210H173ZM62 212V211H61ZM106 212L104 213V214H106ZM116 212V211H115ZM114 212V213H115ZM119 212H117L116 214H119ZM176 212V211H175ZM98 213V212H97ZM97 213L95 214L96 216H95V218H92V219H97ZM110 213V212H109ZM112 213V212H111ZM128 213V212H127ZM147 213V212H146ZM173 213V212H172ZM177 213V212H176ZM10 214H12V213H10ZM40 214V213H39ZM46 212L45 213H43L42 215H38V214H35V213H33V212H29V211H27V210H22V211H20V210H16L15 211V213L13 214V215H11L7 220H6V222H5V220H4V222H2V226H1V228H0V234H2V235H5V240L4 241H8V242H11L12 243V245H14V246H16V245H18V244H21V243H23V241H25L26 239H27V236H28V234L30 233V231L33 229V228H35L36 229V234L34 235V238H32L33 239V241L31 240L30 241V243H28V244H30L29 245V247L31 246V244L33 243V242H39L40 241V232H41V229H42V220L41 221H38V218H46ZM49 214H50V212H49ZM54 214V213H53ZM52 214V215H53ZM101 214V213H100ZM103 214V213H102ZM103 214V215H104ZM148 214H150V212L148 213ZM175 214V213H174ZM173 214V215H174ZM1 215V214H0ZM110 215H112V216H115V214L113 215V213L112 214H110ZM120 215V214H119ZM122 215H123V213H122ZM129 215V214H128ZM151 216H152V214H150ZM155 215H159V214H154V216ZM111 216V217H112ZM121 216V215H120ZM130 216V215H129ZM129 216H127V217H129ZM156 216V217H157ZM159 216H161V214L159 215ZM101 217V216H100ZM104 217V216H103ZM122 217V216H121ZM120 217V218H121ZM126 217V216H125ZM126 217V218H127ZM132 217V216H131ZM134 217V216H133ZM132 217V218H133ZM178 217V216H177ZM176 217V218H177ZM5 219H6V217H4ZM138 218V217H137ZM136 218V219H137ZM154 218V217H153ZM3 219V218H2ZM1 218H0V220H2ZM112 219V218H111ZM114 219H116V218H114ZM129 219H131V218H129ZM135 218H133L132 220H134ZM159 219V218H158ZM161 219H162V217H161ZM90 220H91V218H90ZM109 220H110V218H109ZM118 221L120 220V219H117ZM116 220V224H117V221ZM154 220V219H153ZM156 220V219H155ZM163 220V219H162ZM166 220V219H165ZM44 221V220H43ZM92 221V220H91ZM112 221H113V219H112ZM127 221V220H126ZM157 221V220H156ZM155 221V222H156ZM164 221V220H163ZM24 222H26V224H28V226H24L25 224H24ZM88 222H90V221H88ZM94 222V224L96 223L95 221H93ZM102 221H99V223H101ZM123 222V221H122ZM134 222H136V221H134ZM133 222V223H134ZM139 222H141V221H139ZM138 222V223H139ZM153 222V221H152ZM151 222V223H152ZM155 222H154V225H155ZM162 222V221H161ZM171 222V221H170ZM169 222V223H170ZM34 223V224H33ZM44 223V222H43ZM109 223H111L110 225H112V222H110L109 221ZM114 223V224H115ZM142 223V222H141ZM163 223V222H162ZM175 223V222H174ZM101 224H103V223H101ZM101 224H99L100 226H102ZM126 224V223H125ZM124 224V225H125ZM136 224V223H135ZM156 224H157V222H156ZM167 224V223H166ZM98 225V224H97ZM96 225V226H97ZM137 225V224H136ZM88 226V225H87ZM92 226H94L95 227V225H92ZM114 226V228H115V225H113ZM137 226H139V225H137ZM137 226H136V228H137ZM149 226V225H148ZM156 226V225H155ZM165 226V225H164ZM170 226V225H169ZM47 227V226H46ZM140 227V226H139ZM160 227V226H159ZM175 227V226H174ZM99 228V227H98ZM97 228V229H98ZM100 228H102V227H100ZM110 228V227H109ZM111 228H113L112 226H111ZM131 228H134V227H131ZM141 228V227H140ZM152 228H153V225H152ZM166 228V227H165ZM96 229V228H95ZM118 229V228H117ZM138 229V228H137ZM137 229H135V230H137ZM147 229V228H146ZM145 229V230H146ZM43 230H44V228H43ZM102 230H104V226H103V229ZM138 230H140V229H138ZM143 230V229H142ZM144 230V231H145ZM155 230V229H154ZM96 231H98V230H96ZM148 231V230H147ZM146 231V232H147ZM156 231V230H155ZM167 231V230H166ZM99 232H101L100 230H99ZM137 232V231H136ZM153 232V231H152ZM168 232V231H167ZM177 232V231H176ZM98 233V232H97ZM102 233V232H101ZM120 233V232H119ZM143 233V232H142ZM159 233H161V232H159ZM158 233V234H159ZM171 233V232H170ZM209 233V232H208ZM43 234V233H42ZM100 234V233H99ZM157 234V233H156ZM166 234V233H165ZM202 234V233H201ZM101 235V234H100ZM163 235V234H162ZM176 235V234H175ZM116 236V235H115ZM144 236H146V233H145V235ZM166 236V235H165ZM171 236V235H170ZM32 237V236H31ZM117 238L119 237V236H116ZM160 237V236H159ZM4 238V237H3ZM97 238H98V235H97ZM145 238V237H144ZM147 238H149V237H146V240H147ZM167 238V237H166ZM172 238V237H171ZM205 238V237H204ZM28 239H29V237H28ZM44 239V238H43ZM102 239V241H100L101 243H99V247L100 248H106V245H107V241H106V239L105 238H101ZM141 239H143V237H141ZM140 239V240H141ZM160 239V238H159ZM165 239V238H164ZM169 239V238H168ZM108 240H109V238H108ZM113 240V239H112ZM154 240V239H153ZM157 240V239H156ZM171 240H173V239H171ZM177 240V239H176ZM212 240H214V239H212ZM224 240V239H223ZM1 241H3L2 239H0V242ZM111 241V240H110ZM124 241V240H123ZM164 242H166L165 240H163ZM230 241V240H229ZM32 242V243H31ZM96 242V241H95ZM98 242H99V240H98ZM98 242H96V243H98ZM120 242V241H119ZM125 242H127L126 240H125ZM131 243H132V241H130ZM146 242V241H145ZM148 242V241H147ZM150 242H152V239H151V241ZM109 243V242H108ZM149 243V242H148ZM157 243V242H156ZM159 243V242H158ZM167 243V242H166ZM168 243H169V241H168ZM173 244H174V242H172ZM37 244V243H36ZM139 244V243H138ZM141 244V243H140ZM152 244V243H151ZM171 245L172 247H174V246H177L176 244L175 245ZM11 245V244H10ZM49 245V244H48ZM47 245V246H48ZM115 245V244H114ZM126 245H128V244H126ZM126 245L125 246H123V248H126ZM130 246L129 247H131V244H129ZM159 245V244H158ZM165 245V244H164ZM230 245V244H229ZM111 246V245H110ZM119 246V245H118ZM151 246V245H150ZM149 246V247H150ZM153 246V245H152ZM161 246V245H160ZM170 246V245H169ZM27 247V246H26ZM112 247V246H111ZM117 247V246H116ZM128 247V248H129ZM140 247V246H139ZM143 247V246H142ZM162 247V246H161ZM160 247V248H161ZM37 249V247H34V248H30V253H32V254H34L35 255V253L36 252H39L40 250H41V248H38L39 250H36ZM131 248H133V247H131ZM131 248H129V249H131ZM138 248V247H137ZM141 248V247H140ZM139 248V249H140ZM152 248V247H151ZM153 248H154V246H153ZM164 248V247H163ZM165 248H167L168 249V247H166L165 246ZM98 249V248H97ZM116 249H119L118 247L116 248ZM120 249H121V246H120ZM127 249V248H126ZM124 250V254L122 255V259H123V261H122V263H124L125 264V261H128V262H130V264H160L161 262H159V260H157V259H155V260H152V254L154 255L155 253H152V254H142L141 255V259H140V261H138V262H135L136 261V258H135V256H132V257H134V259H135V261L134 260H132V259H126V254H125V252L127 251V253H128V250ZM149 249V248H148ZM155 249V248H154ZM162 249V248H161ZM161 249H160V251H161ZM23 250V249H22ZM26 250V249H25ZM141 250V249H140ZM150 250V249H149ZM148 250V251H149ZM152 250V249H151ZM169 250V249H168ZM64 251V250H63ZM116 251H118V250H116ZM121 251V250H120ZM119 251V252H120ZM144 251V250H143ZM155 251H156V249H155ZM158 251V250H157ZM172 251V250H171ZM3 252V251H2ZM13 252V251H12ZM73 252V251H72ZM99 252V251H98ZM103 252V251H102ZM122 252V251H121ZM132 252H134V251H131V253ZM154 252V251H153ZM173 252H175V251H173ZM7 253V252H6ZM61 253V252H60ZM67 253V252H66ZM123 253V252H122ZM135 253V252H134ZM143 253V252H142ZM163 253V252H162ZM161 253V254H162ZM168 253H170V251H168ZM177 253V252H176ZM5 254V253H4ZM38 254V253H37ZM104 254V253H103ZM120 254V253H119ZM129 254V253H128ZM133 254V253H132ZM173 254V253H172ZM28 255V254H27ZM131 255V254H130ZM180 255H182V254H180ZM192 255V254H191ZM9 256V255H8ZM8 256L6 257V258H4L3 257V255H1L0 254V264H28V262L27 261H24V258H22L23 260H19V254H13L12 255V259H13V262H10L9 260H8ZM33 256V255H32ZM157 256V255H156ZM160 256V255H159ZM162 256V255H161ZM167 256V255H166ZM29 257H30V255H29ZM139 257V256H138ZM172 257V256H171ZM155 258V257H154ZM165 259H166V257H164ZM167 258H168V256H167ZM138 259V258H137ZM162 259V258H161ZM26 260V259H25ZM167 260V259H166ZM30 261V260H29ZM162 261V260H161ZM166 262H168V261H166ZM165 262V263H166ZM170 262H172V259H171V261ZM201 262V261H200ZM241 262V261H240ZM121 263V264H122ZM115 264H118V263H115ZM169 264V263H168ZM171 264V263H170ZM205 264V263H204ZM222 264V263H221ZM236 264V263H235Z\"/></svg>",
  "mask_w": 264,
  "mask_h": 264
}]
</instances>
